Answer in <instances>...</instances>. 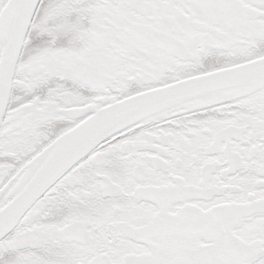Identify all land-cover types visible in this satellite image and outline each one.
I'll list each match as a JSON object with an SVG mask.
<instances>
[{"label": "snow or ice", "instance_id": "obj_1", "mask_svg": "<svg viewBox=\"0 0 264 264\" xmlns=\"http://www.w3.org/2000/svg\"><path fill=\"white\" fill-rule=\"evenodd\" d=\"M0 264H264V0H0Z\"/></svg>", "mask_w": 264, "mask_h": 264}]
</instances>
